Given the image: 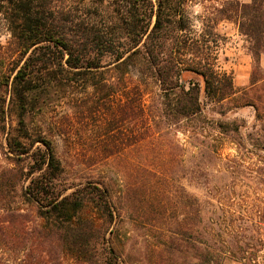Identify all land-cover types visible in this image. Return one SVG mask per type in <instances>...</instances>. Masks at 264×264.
<instances>
[{
    "label": "trees",
    "instance_id": "16d2710c",
    "mask_svg": "<svg viewBox=\"0 0 264 264\" xmlns=\"http://www.w3.org/2000/svg\"><path fill=\"white\" fill-rule=\"evenodd\" d=\"M196 1L0 0L13 47L0 49V264H61L64 256L122 264L109 179L74 184L58 153L59 128L49 117L73 93L103 120V160L162 137L163 126L182 127L195 149L191 180L213 186L204 204L183 194L186 227L175 233L189 244V264H258L264 229L250 224L251 206L264 205V196L252 184L243 192L217 187L224 179L264 185V0H228L201 14ZM224 21L235 24L254 61L242 90L217 65ZM246 107L251 124L226 118ZM224 139L236 156L223 158Z\"/></svg>",
    "mask_w": 264,
    "mask_h": 264
},
{
    "label": "rangeland",
    "instance_id": "374dc122",
    "mask_svg": "<svg viewBox=\"0 0 264 264\" xmlns=\"http://www.w3.org/2000/svg\"><path fill=\"white\" fill-rule=\"evenodd\" d=\"M225 1L228 0H197L193 10L195 14H201L204 6L220 5ZM216 30L222 37L217 65L233 77L238 90L247 88L251 83L254 67L247 41L239 35L232 22H220ZM0 49L5 54L13 53L12 34L1 14ZM261 67V74L264 75V64L261 63ZM85 101L87 99L83 93L68 94L51 110L49 118L58 125V153L71 182L80 184L86 179L95 180L100 176L109 179L112 185L111 200L117 216L112 225V228L117 229L113 242L117 245L122 264H189V244L184 237L175 233L178 229L183 232L186 227L183 194L191 192L204 204L207 200V188L213 189V186L206 188L202 183L196 184V181L191 180L190 155L195 149L191 145L189 135L183 132L182 127L163 126L162 137L159 134L147 136L127 151L103 160L100 151V139L103 137H99L101 130L98 128L103 120L90 116V112L80 107ZM81 110L83 115L79 114ZM211 116L213 115L208 114L209 118ZM226 118L245 120L247 124H251L254 110L246 107L228 113ZM2 143L3 139L0 137V146ZM172 144L178 147L174 148ZM221 153L223 158L238 154L237 148L228 139L223 140ZM3 160L0 147V164L4 163ZM254 160H248L246 164ZM239 178L242 181L244 179ZM244 184L232 186L229 179H224L217 188L243 192L252 184L251 190L257 188L260 196H264L263 183ZM257 206L250 207L253 215L250 224L254 230H263L264 205ZM258 249V264H264V247L258 245ZM193 262L200 264L197 258H194ZM61 264L77 263L71 257L64 256ZM224 264L246 263L228 260Z\"/></svg>",
    "mask_w": 264,
    "mask_h": 264
},
{
    "label": "crops",
    "instance_id": "0c3cea01",
    "mask_svg": "<svg viewBox=\"0 0 264 264\" xmlns=\"http://www.w3.org/2000/svg\"><path fill=\"white\" fill-rule=\"evenodd\" d=\"M260 62H261L262 64H264V56L261 57Z\"/></svg>",
    "mask_w": 264,
    "mask_h": 264
}]
</instances>
